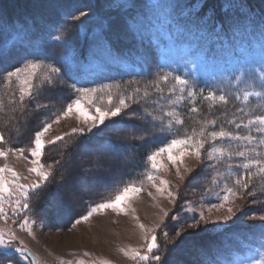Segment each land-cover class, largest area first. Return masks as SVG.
Instances as JSON below:
<instances>
[{
  "label": "snow or ice",
  "instance_id": "6c2138e0",
  "mask_svg": "<svg viewBox=\"0 0 264 264\" xmlns=\"http://www.w3.org/2000/svg\"><path fill=\"white\" fill-rule=\"evenodd\" d=\"M30 5L36 10L51 9L55 12L56 20L51 22L49 34L52 29L60 33L54 37V40L65 51L57 52L52 46L46 47L39 54L33 51L23 53H17L14 50L0 51V82H3L8 88L16 85V88L10 92L8 103L13 106V111H19L25 115L28 114L27 109L31 105L34 116L32 129L28 135L29 147H11V139L5 135L4 131L0 130V145H9L7 148L0 146V157L7 158L9 153H16L27 159L25 153H28L32 158L31 163L33 165L29 171L38 177L35 182L22 183L23 177L14 168L7 164L0 166V219L7 221L10 218V213L12 216H19L21 213L33 210V205L30 202L32 196L43 190L52 177L53 165H45L41 162L45 149L64 139V136H56L52 140H45L46 134L49 133L53 123L58 122L62 116L67 117L75 110L85 122V127L73 129L72 134L83 138L79 146L85 155L101 151L103 146L94 143V138L103 137L106 129H115L121 123L133 131H140L142 133L140 139L144 141L145 146L149 144H157L158 146L150 149L146 154L147 164L145 167L150 170L142 174L143 178L139 181L134 179L122 181L121 184L115 185L114 199L89 204L85 214L73 218L72 227L82 221H88L94 214L106 209L125 215L128 214L129 210L134 212L130 200L133 196L144 191V183L147 181L156 188L157 192L167 193L175 210L171 214L165 211V219H162V223L157 224L152 229H146L143 223L139 224V227L145 230L146 253H141L138 249H132L131 252L128 249H121V251L125 255L130 254L135 260L148 262V264H193V261L186 259L181 253L187 251L189 255H193L206 249L204 243L206 237L200 235L210 231V228L205 227V225L216 227L221 222L227 224L230 221L234 222L242 215H246L243 207L237 208L235 211L234 207H228L227 215L211 218L206 217L204 211L194 212L188 207L189 201H185L183 204L176 203L179 198L178 191L174 192V186L164 179L162 172L167 170L168 165L164 164L160 157L162 154H167L168 163L176 169V173L179 175L180 166L184 164L185 158L194 155L200 162L202 172L205 168L219 167L227 160L229 163L226 167L230 171L234 169L240 173L232 179L231 184L226 180L218 181L214 178V182L218 185L223 183V188L216 193L220 198V203L212 204L211 207L221 208L226 203L234 206L235 199L241 194H246L251 198L250 203L252 205H258V214H253L250 219L259 222V227L262 230L261 238L264 239V203L258 200V197H264V185L258 189L257 185L253 183V177L257 172L264 176V105H258L262 110L261 114H253L252 111L244 112L243 108H238L237 111L241 112L242 116L227 121L228 124L234 125L235 131L228 130L223 124L218 125L216 119H205L200 122L199 130L193 128L190 134L182 133L184 118L175 110V105L179 103V99L187 98L190 102L195 103L199 94L200 98L211 102L210 107H215L227 105L229 96L225 93L218 95L211 89L205 95L203 89L198 90L190 87L189 81L184 77L173 75L172 72L161 71L157 73V78L149 83L154 86L157 93H163L162 85L172 82L171 87L168 88V99L173 105V110L160 117H153L145 111L142 118L143 122H141V118L136 116V112L140 110V101L136 97L147 98L149 96L147 86L142 93L141 89L134 88L128 95L119 91L114 95L112 85L101 86L100 88L77 86L79 80L76 78L79 70L73 56L72 35L66 34L67 25L75 23L78 32L86 24L90 15L96 16L97 9L91 5H84L68 10L62 5L55 4L53 0H30ZM107 6L113 7L114 5L110 2ZM115 7L127 8L131 11L136 7V4L132 0H126L125 3L117 4ZM167 7H172L175 11L180 6ZM184 7L199 9L194 14L195 19H192V11H188L185 16L197 27L203 22L212 21L213 30L224 31L230 20L233 24H239L245 20L253 24L256 23L255 20H251L244 4L238 3L237 0H223V3H220L219 0H197L195 5ZM85 8L90 9V11L84 10ZM41 18H43L42 12ZM31 19L35 25L36 17L32 16ZM132 19L135 20L136 18L133 17ZM130 33L136 34L131 24H126L119 18L116 20L109 18L107 31L103 32L102 35L106 38L107 44L111 46L112 36L119 40ZM259 34L261 37V55L258 60L252 62L260 65L261 70L257 72L252 69L249 77L253 82L252 87L260 90L245 91L242 94V100L245 103L253 96L264 100V13L259 19ZM85 38L87 39V36ZM93 39L100 42L101 36L97 35ZM7 59H16L17 63L4 66L3 62ZM37 80L40 81L39 85L36 84ZM69 81L75 82L69 83ZM177 84L180 85L179 89L176 87ZM177 92L180 93L179 99L173 100L172 96ZM102 93L107 96V108H93V102L102 98ZM234 99H241V96L234 94ZM134 105L136 106L135 109L133 108ZM55 108L61 110L55 114L54 119L43 118L46 114L51 116L52 110ZM3 109L4 99L0 98V110ZM190 111L195 113L199 109L192 107ZM178 125L180 127H177ZM217 127L218 130L209 131L210 128L216 129ZM240 129H245L246 134H241ZM219 141H242L243 145L238 144L236 147H232L230 144L217 146ZM233 158H239L240 163H232ZM55 163L59 164L60 161H55ZM112 166L114 165H110V167ZM187 171L189 174L193 173V169L189 168ZM83 180L84 182L107 183L108 178L97 174L94 177H84ZM80 183L81 179L74 174L71 180L65 181V186L54 188L49 192V211L53 221L61 218L72 206V198L78 191ZM189 212H193V214L189 216ZM34 223L35 221L31 217L25 215L21 219L19 227L31 233ZM182 225H186L188 230L185 231ZM166 228H170L179 239L175 242L169 241V232L165 230ZM157 231L165 238L166 243L163 248L158 241ZM149 232L151 233L150 236L148 235ZM189 241H191V248L186 249L185 246L188 245ZM261 255L264 257V253ZM24 262L34 264V257L29 256V250L23 245V241L18 240L15 231L12 229H0V264H24ZM79 264H84V262L80 261ZM197 264H204V261H198ZM250 264H264V258L252 261Z\"/></svg>",
  "mask_w": 264,
  "mask_h": 264
},
{
  "label": "trees",
  "instance_id": "16d2710c",
  "mask_svg": "<svg viewBox=\"0 0 264 264\" xmlns=\"http://www.w3.org/2000/svg\"><path fill=\"white\" fill-rule=\"evenodd\" d=\"M53 2L57 5H62L68 10L74 7H83L84 5H91L97 9L96 16L89 17L86 24L78 32L75 23H69L67 25L66 34L72 35L73 56L79 70L76 78L79 80L77 86L101 87L104 85H118L126 87L130 91L134 88H139L141 92L147 86L149 96L144 99H139L140 110L136 112V116L141 118V122H143L142 118L145 111L153 117H160L165 116L168 111L173 110V105L168 99V88L171 87L172 82L170 81L169 84L162 85L164 88L163 93H157L154 86L149 83L155 80L157 73L161 71L172 72L173 75L184 77L189 81L190 87L198 90L203 89L205 95L211 89L217 92L218 95L225 93L229 96V103L227 105L210 107L211 102L200 98L199 94L197 95L195 103L190 102L187 98L179 99V92L173 95V100L179 99V103L175 105V110L184 118L185 122L183 128H181L182 133L187 132L190 134L193 128L199 130L200 122L205 119H216L218 125L223 124L228 130L235 131L234 125L228 124L227 121L234 117L239 118L242 116V113L237 111L238 108H243L244 112L252 111L253 114H261L262 110L258 105H264V100L255 96L251 97L247 103L242 100V94L245 91L260 90L252 87L253 82L249 77L251 70L242 73L234 71L229 76L218 80L195 76L185 66L179 64L176 54L177 51L175 50L174 52L173 50L176 45L184 42V39L178 38L170 28L178 26L182 27L184 29L183 31H186L187 28L192 27L199 32H206V35L214 37V39L216 37L235 38L240 34L239 31L249 29L259 30V19L262 13H264V0H261V2L258 0H237L238 3L244 4L245 10L249 13L251 20H255L256 23L253 24L245 20L239 24H233L230 20L228 27L224 31H219V29L213 30L211 26L212 21L203 22L197 27L191 20L185 18L187 12L192 11V19H195L194 14L199 9L191 6L195 5L197 0H132L136 4V7L131 9V11L127 8L115 7L117 4L125 3L126 0H53ZM110 2L114 5L113 7L107 6ZM219 2L223 3V0H219ZM186 5L190 6L191 9L184 7ZM167 6L180 7L174 11L172 7ZM104 8L108 10H103ZM160 8H164L163 12L162 10L161 12L164 17L165 14L168 17L167 20H165L166 17L164 19L165 25H168L167 29L164 30V32H169V37H166L168 43L165 41L156 42V36L149 34L147 31L148 28L146 25L151 20L150 15L153 14V11L160 12ZM84 10L90 11L87 8ZM41 12L43 18H41ZM32 16L36 17L35 25H33ZM133 17L136 19L133 20ZM109 18L112 20L119 18L124 23L131 24L136 34L133 35L130 33L119 40L112 36V45L109 46L106 38L102 35L103 32L107 31ZM55 20L56 15L54 11L51 9H33L30 5V0H26L18 11L12 10L11 7H8V5L0 0V51L6 52L14 50L17 53L33 51L39 54L46 47L52 46L57 52H64L65 49L54 40V37L60 33L52 29L49 34L50 24ZM97 35L101 36L100 42L93 39ZM86 36L87 39L85 38ZM173 45L175 47H172ZM215 48V44H213L212 46H208L206 51L212 52ZM3 63L4 66H7L17 63V60L7 59ZM260 70L256 71L259 72ZM130 81L131 83H129ZM72 82L75 81H69V83ZM176 87L179 89L180 85L177 84ZM14 89L15 86L12 85L11 88H8L5 87L3 82H0V98L4 99V109L0 110V130L4 131L5 135L11 139V147H29V134L27 135L24 131H31V123L33 120L31 118L32 108L29 105L27 115L19 111H13V106L8 103V97ZM234 94L240 95L241 99H234ZM192 107L198 108L199 111L195 113L191 112L190 109ZM133 108L135 109L136 106L134 105ZM60 110L58 109L56 114ZM25 117H27L26 125L21 121ZM149 127H151V124H149ZM177 127L180 126L178 125ZM17 129H19V132H17ZM211 130H218V127L216 129L210 128L209 131ZM239 131L241 134H246L245 129H240ZM141 135L142 133L140 131H133L130 127L121 123L115 129H106L103 137L94 138L93 142L103 147L101 151L84 156L91 159L90 162L92 165L86 164L88 165L87 171H82V173H86L81 176V179L83 180L84 177L88 176L94 177L99 174L107 177L108 180L107 183H98L99 188L93 193L87 194L89 191L86 193L83 192L84 194L79 196V200L82 202L81 207L76 206L77 204L73 202L72 206L67 209V211L71 212V214L67 213L68 219L66 220H71V223L68 225H72L74 217L85 214L88 211L89 204H95L98 201L114 197L116 194L115 185L121 184L122 181L133 179L139 181L143 178L142 174L150 170L145 167L147 164L146 154L150 149H154L158 145L149 144L145 146L144 141L140 139ZM81 139H83L81 136L69 133L68 135H64L62 141L45 149L43 161L46 165H53L52 177L50 178L49 184L43 190L32 196L36 202L49 194L52 189L62 185L57 180L63 172L68 171L64 167L68 164V160L72 159V156L80 149L79 144ZM228 144L236 147L238 144L242 146L243 142L219 141L217 146H227ZM0 146L9 147V145ZM55 161H60V163L56 164ZM79 161L83 163V160L79 159ZM231 162L239 164L240 160L239 158H233ZM227 163L229 161L225 160L223 165L213 169L205 168L203 172L199 169L195 177L197 186L194 185V190L202 198L210 200V203L217 202L218 200L217 197H214L216 186L221 187L220 189L223 188V183L218 185L214 182V178L218 181L226 180L231 184L232 179L240 174L234 169L230 171L226 167ZM110 165L114 166L110 167ZM200 182H202V185ZM90 183L97 182L87 181L84 185L89 186ZM253 183L259 189V187L264 185V176L257 172L253 177ZM97 193H101L100 196H97ZM79 194L81 193L78 189L72 199L74 200ZM258 200L264 203V197H258ZM45 201H47L46 198ZM227 235L229 234L222 232L207 237L210 250L207 251L204 249L198 254L200 259L204 261V264H226L231 261L230 259L225 261L220 251L221 248L229 246ZM157 236L160 242L159 231H157ZM207 242L204 241V243ZM160 244L162 248L165 245L161 242Z\"/></svg>",
  "mask_w": 264,
  "mask_h": 264
},
{
  "label": "rangeland",
  "instance_id": "374dc122",
  "mask_svg": "<svg viewBox=\"0 0 264 264\" xmlns=\"http://www.w3.org/2000/svg\"><path fill=\"white\" fill-rule=\"evenodd\" d=\"M2 1L8 7H11L12 10L18 11L26 0ZM258 1L261 2V0ZM103 10L108 9L104 8ZM109 10L111 11V9ZM161 10L163 12L164 8H160V12L153 11V14L150 15L151 20L146 25L148 28L147 31L149 34L156 36V42L165 41L168 43L166 37H169V32H164L168 27V25H165L164 19L166 17L165 20H167L168 17L166 14L164 17ZM170 29L173 30V34H176L178 38L184 39V42L180 45H176V47L175 45L172 46L175 47L173 51H177L176 54L179 64L185 66L195 76L218 80L229 76L234 71L242 73L252 69H260V65L252 62L258 60L261 55V37L259 30L249 29L239 31L240 34L231 39L227 37H216L214 39V37L206 35V32H199L192 27L187 28L186 31H183L184 29L178 26ZM213 44H215L216 48L212 52L206 51L208 46H212ZM39 83L40 81L37 80L36 84L39 85ZM13 86L16 88L15 84ZM118 91L126 95L132 92L123 86H119L118 88L116 85L112 86L114 95ZM101 96L102 98H98L93 102V108H107V96L103 93ZM136 98L137 100L141 99L140 96ZM58 109L60 108L53 109L51 116L46 114L43 118L54 119V114H56ZM31 118L34 119L32 113ZM21 121L25 124L27 117ZM83 127H85V122L82 120L80 114L74 110L67 117L62 116L58 122L52 124V128L46 134L45 140H52L56 136H64L65 134L72 133L73 129ZM24 132L27 135L29 134L27 130ZM25 156L28 158L25 159L16 153H9L7 158L0 157V166L5 164L11 166L23 177L21 182L28 184L38 180V177L35 173L29 171L33 167L31 163L32 158L28 153H25ZM84 156L85 154L80 148L72 156V159L68 160L69 162L64 168L68 170L67 172H70H63L57 180L62 184L61 186H65V181L71 180L74 174L80 177V179L81 176L85 175L86 172L82 173V171H87L88 165L92 164L90 162L91 159ZM79 159L83 160L84 164ZM160 159L164 164L168 165L167 170L162 172L164 179L168 180L174 186V192L178 191L179 198L176 201L177 204H183L185 201H189L188 207L193 209L194 212L204 211L205 216L211 218L227 215L228 207H234V211L240 207L244 208L246 215H242L239 219H235L234 222L230 221L227 224L221 222L216 227L205 225V227L210 228V231L200 234L206 237V242L208 240L207 237L210 235H216L222 232L229 234L226 236L229 239V246L220 249L225 261L228 259L231 260L226 264H250L252 261L264 258L261 255L264 253V247H262L264 239L261 238L262 230L259 227V222H254L250 219L253 214H258V205H252L250 203V197L246 194H241L235 199L234 206L226 203L221 208H212V204L220 203V198L216 193L221 191V187L216 186L214 197H217L218 200L213 203H210V200L202 198L194 190V185L197 184L195 177L199 169H201L200 162L194 155L185 158L184 164L180 166L179 175H177L176 169L168 163L167 154H162ZM41 162L44 163L43 158ZM189 168L193 169L192 174L188 173L187 169ZM157 183H159V180H157ZM84 184L85 182L81 179L78 188L81 194L77 195L73 200L78 207L82 205V202L79 200L80 195L87 191H89L87 194L93 193L99 188L98 183H90L89 186H85ZM200 184L202 185V182ZM100 194L97 193L96 195L100 196ZM114 197L111 199H114ZM45 198L47 201H45ZM48 200V194L37 202L32 197L30 201L33 205L32 211L21 213L19 216H12L10 213V218L7 221L0 219V229H12L15 231L18 240L23 241V245L38 259L40 264H79L80 261H83L84 264H148V262L133 259L130 254L125 255L121 249H128L129 252L132 249H138L141 253H146V242L144 240L145 230L141 229L139 224L143 223L146 229H152L157 224H161L162 219H165V211L171 214L175 210L172 200L168 197L167 193L157 192L156 188L147 181L144 183V191L133 196L130 200L131 208L135 210L134 212L129 210L128 214L125 215L123 213L118 214L111 209H106L94 214L88 221H82L75 227L68 225L71 223V220H66L68 219L67 213L71 214L69 211H66L61 218L53 221L49 211L50 205ZM192 214L193 212L188 213L189 216ZM25 215L35 221L32 225L31 233L19 227V223ZM182 227L185 231L188 230L186 225H182ZM165 230L169 232V241L175 242L179 239L172 233L170 228H166ZM148 235L150 236L151 233L149 232ZM159 239L162 244L166 243L163 235L160 234ZM205 245L206 250L209 251L208 242ZM185 248H191V241H189ZM181 254L186 259L193 261V264L201 261L198 254L189 255L187 251ZM24 264H27V262H24Z\"/></svg>",
  "mask_w": 264,
  "mask_h": 264
},
{
  "label": "water",
  "instance_id": "95a60500",
  "mask_svg": "<svg viewBox=\"0 0 264 264\" xmlns=\"http://www.w3.org/2000/svg\"><path fill=\"white\" fill-rule=\"evenodd\" d=\"M29 256L34 257V264H40L38 259L29 251Z\"/></svg>",
  "mask_w": 264,
  "mask_h": 264
}]
</instances>
